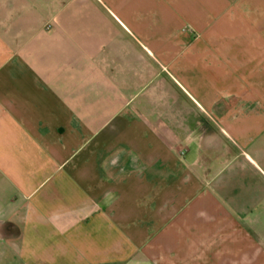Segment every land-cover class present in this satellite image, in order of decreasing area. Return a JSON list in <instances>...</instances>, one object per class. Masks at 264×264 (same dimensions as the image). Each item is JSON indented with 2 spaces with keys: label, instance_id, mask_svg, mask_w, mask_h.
Listing matches in <instances>:
<instances>
[{
  "label": "crops",
  "instance_id": "0c3cea01",
  "mask_svg": "<svg viewBox=\"0 0 264 264\" xmlns=\"http://www.w3.org/2000/svg\"><path fill=\"white\" fill-rule=\"evenodd\" d=\"M264 264V0H0V264Z\"/></svg>",
  "mask_w": 264,
  "mask_h": 264
},
{
  "label": "rangeland",
  "instance_id": "374dc122",
  "mask_svg": "<svg viewBox=\"0 0 264 264\" xmlns=\"http://www.w3.org/2000/svg\"><path fill=\"white\" fill-rule=\"evenodd\" d=\"M116 264H125V261L124 262L123 261H117ZM126 264H130V263L128 262Z\"/></svg>",
  "mask_w": 264,
  "mask_h": 264
}]
</instances>
